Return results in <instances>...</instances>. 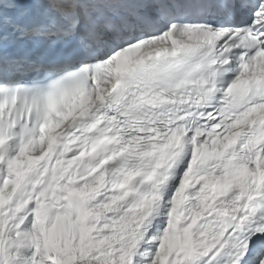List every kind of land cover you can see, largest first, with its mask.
I'll return each mask as SVG.
<instances>
[{"label":"snow or ice","instance_id":"snow-or-ice-1","mask_svg":"<svg viewBox=\"0 0 264 264\" xmlns=\"http://www.w3.org/2000/svg\"><path fill=\"white\" fill-rule=\"evenodd\" d=\"M0 264H264V0H0Z\"/></svg>","mask_w":264,"mask_h":264}]
</instances>
